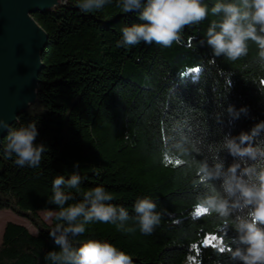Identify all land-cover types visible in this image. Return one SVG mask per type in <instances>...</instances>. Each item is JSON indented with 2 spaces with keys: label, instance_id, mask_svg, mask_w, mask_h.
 <instances>
[{
  "label": "trees",
  "instance_id": "obj_1",
  "mask_svg": "<svg viewBox=\"0 0 264 264\" xmlns=\"http://www.w3.org/2000/svg\"><path fill=\"white\" fill-rule=\"evenodd\" d=\"M79 0L33 18L48 36L42 54L36 103L10 127L35 122L34 143L46 146L39 167H17L6 158L7 133L0 144V210L8 209L36 228L7 223L0 242V264H51L49 252L60 248L49 236L57 223L44 222L41 211H58L50 203L56 176H81V193L102 186L123 206L132 233L115 225L93 223L74 242L106 240L129 254L133 264H242L215 251V236L223 234L215 216L195 214L206 191L196 185L198 163H212L226 134L238 136L264 121V62L249 42L248 55L236 61L214 57L206 43L209 14L200 24L186 26L182 43L170 48L153 42L117 47L121 29L141 24L139 10L123 13L110 5L91 13ZM209 9L217 0H201ZM239 3V0H225ZM214 60V62H213ZM239 111L233 119L226 111ZM219 117V118H218ZM264 145V132L253 142ZM225 168L234 162L219 154ZM166 157L172 163L166 162ZM176 159L184 160L177 165ZM149 197L161 220L151 235L139 231L134 204ZM226 230L225 239L235 237ZM195 245V247H193ZM233 247H235L233 245Z\"/></svg>",
  "mask_w": 264,
  "mask_h": 264
},
{
  "label": "clouds",
  "instance_id": "obj_2",
  "mask_svg": "<svg viewBox=\"0 0 264 264\" xmlns=\"http://www.w3.org/2000/svg\"><path fill=\"white\" fill-rule=\"evenodd\" d=\"M112 3L113 0H79L77 7L84 13H91ZM116 6L123 13L139 10V19L144 21L123 27L117 47L155 42L170 48L174 43H182L186 26L200 24L211 13L220 17L210 22L205 34L214 57L236 61L248 55L251 41L258 48L259 60L264 62V0H239V3L217 0L211 9L201 0H116ZM226 111L233 119H238L240 113H247L246 108L237 111L232 106ZM0 129L7 131L6 158L14 155L17 167L40 166L47 148L34 143L39 135L35 122L16 129H10L7 122H0ZM262 132L264 121L257 123L250 132H241L238 136L226 134L216 148L212 163L208 159L198 163L199 180L194 181L206 189L198 198L195 214L215 216L221 221L219 230L223 229V234L215 236V251L227 253L233 261L242 264H264V145L253 146ZM222 151L234 158L227 168L218 155ZM175 163L180 165L185 161L176 159ZM81 179L80 175L73 174L68 180L56 176L53 181L50 203L59 210L48 211L44 218L57 221L49 236L60 251L49 252L47 259L51 264H133L129 254L106 240L88 239L74 247V242L86 232L89 224H112L118 231H135V228L126 227L125 222L130 219L126 208L112 204L115 197L102 186L82 192L79 202L65 207L76 197L66 189L79 190ZM156 207L149 197L136 200L135 219L141 234L151 235L159 225L161 215ZM229 227L234 229L236 236L226 240Z\"/></svg>",
  "mask_w": 264,
  "mask_h": 264
},
{
  "label": "water",
  "instance_id": "obj_3",
  "mask_svg": "<svg viewBox=\"0 0 264 264\" xmlns=\"http://www.w3.org/2000/svg\"><path fill=\"white\" fill-rule=\"evenodd\" d=\"M65 0H0V122L9 128L36 103L48 36L33 15ZM7 131L0 129V144Z\"/></svg>",
  "mask_w": 264,
  "mask_h": 264
},
{
  "label": "rangeland",
  "instance_id": "obj_4",
  "mask_svg": "<svg viewBox=\"0 0 264 264\" xmlns=\"http://www.w3.org/2000/svg\"><path fill=\"white\" fill-rule=\"evenodd\" d=\"M47 212L48 211H41L38 214L44 222L50 225L51 221L45 220L44 218ZM7 223H14V224L22 225L25 228H27V230L31 234L33 235L37 234L36 228H34L28 220L18 217L17 215H15L12 211L8 209H2L0 210V242H1V237L3 234L4 227ZM185 264H194V262L187 261Z\"/></svg>",
  "mask_w": 264,
  "mask_h": 264
},
{
  "label": "snow or ice",
  "instance_id": "obj_5",
  "mask_svg": "<svg viewBox=\"0 0 264 264\" xmlns=\"http://www.w3.org/2000/svg\"><path fill=\"white\" fill-rule=\"evenodd\" d=\"M166 162H168V163H172V161H171V160H168L167 157H166Z\"/></svg>",
  "mask_w": 264,
  "mask_h": 264
}]
</instances>
